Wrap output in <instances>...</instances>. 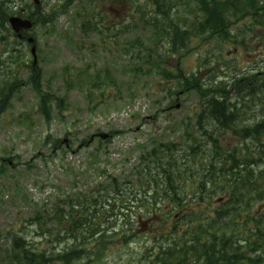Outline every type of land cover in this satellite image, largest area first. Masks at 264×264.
<instances>
[{
    "label": "rangeland",
    "instance_id": "rangeland-1",
    "mask_svg": "<svg viewBox=\"0 0 264 264\" xmlns=\"http://www.w3.org/2000/svg\"><path fill=\"white\" fill-rule=\"evenodd\" d=\"M42 1L46 21L38 23L31 33L38 70L34 79L39 84L38 91L50 97L48 122L39 111L40 94L28 81L30 71L25 65L31 61L29 46L13 38L0 43L1 58L6 59L5 67L0 69V82H9V72L15 70L14 78L21 84L12 93L8 107L0 111V264H17L11 255L22 254L12 247L14 235L36 253L79 246L86 249L78 259L63 264H145L158 245L165 246L166 242L163 238L158 241L152 223L140 215L149 203L139 201L134 209L126 207H130L128 201L133 200L134 194L139 199L142 189L147 187L145 193L150 194L152 183L146 186L145 176H163L164 167H159L158 161L162 159L164 163L163 158L173 157L179 171L176 184L182 207L172 204L165 209L161 204L165 212H155L168 219V224L187 228L191 218L186 211L198 213L200 218L194 216L193 220L201 221L222 207L218 198L228 200L225 178L203 184L204 195V188L199 189V181H209L208 165L212 163L217 169L220 155L234 150L244 157L250 151L249 158L261 160L250 164L258 173L264 169V155L260 153L264 135L259 141H243L233 131L218 129L199 119L204 99L195 92L179 93L175 98L173 81L161 79L156 67H152L158 58L148 55V62L144 61L152 30L141 21H123L125 16H133L136 4L129 8L117 2L99 1L92 6L86 0H72L63 13L58 5L64 0ZM132 1L145 7L147 0ZM177 3L181 16L174 21L190 26L196 19L194 5L189 0ZM0 6L11 10L7 2ZM111 6L119 13L127 11L116 17ZM18 7L17 3L14 9ZM94 10V20L103 27L99 31L81 28ZM117 23L126 28H116ZM250 25L248 19L233 25L236 44L196 39L190 42L192 51L179 64L184 74H195L206 89L236 73L256 69L254 64L264 57V22ZM1 34L7 37L8 33L1 29ZM160 54L166 68L177 65L176 57H169L162 50ZM105 74L110 77L108 85L94 91L87 89L89 76L102 78ZM58 99L62 100L61 110L56 107ZM228 100L237 110L239 127L264 119V94L249 97L233 92ZM109 132H116L109 142L90 139L97 133ZM112 179L120 184L119 196L111 191ZM140 179L143 183H138ZM108 191L112 193L106 201L103 197L96 198L99 202L93 201L96 194ZM69 203L74 214L85 222L75 235H66L67 224L64 220L58 224L56 218L67 215ZM178 212L181 214L174 219ZM36 213L45 215V225H36ZM138 215L140 221L136 220ZM252 217L261 221L264 231V195L250 202L249 208L239 205L233 217L236 225L226 227L234 230L232 242L239 252L252 258L260 256V264H264V245L259 250L250 245L259 242L249 233V229L254 230ZM127 221L131 222L128 229L122 225ZM123 234H127L124 240ZM99 236H104L105 244L100 247L103 249L99 257H95L91 253L98 248Z\"/></svg>",
    "mask_w": 264,
    "mask_h": 264
},
{
    "label": "trees",
    "instance_id": "trees-1",
    "mask_svg": "<svg viewBox=\"0 0 264 264\" xmlns=\"http://www.w3.org/2000/svg\"><path fill=\"white\" fill-rule=\"evenodd\" d=\"M158 1L159 0H155L156 3H158ZM190 2H194L198 6V12L201 16L200 21L196 22L194 26L190 25L187 29H182V27L175 23L171 18H168V16L163 18L167 20V23L160 26L162 27L161 31L166 33L165 36L163 35L164 37H162V39H166L168 49L171 53L177 54L185 47V45H187L188 42L193 41L197 37L204 36V41L209 39L221 41L229 40L230 24L246 20L247 18L249 19V15H253L254 19H256L255 17L258 13L261 11L264 13V3L261 4V0H190ZM159 4L160 6L163 5L161 2ZM262 19L264 20V18ZM191 50L192 49L189 48L188 51L190 52ZM147 52L150 53V50H147ZM159 73L161 78L165 80L177 78L167 71H161ZM35 74H37V71L33 72L31 82L38 91V84L33 79ZM190 80L191 81L184 82V87L196 89L195 85L198 81L194 77L190 78ZM88 82L90 83L88 88L92 91L93 89L98 88L99 85H102L103 87L108 85L110 77L107 74L102 78H99L98 76H89ZM14 83L15 82L8 84L5 80L0 82V108L3 107L5 100L9 97V93L15 86ZM196 90L199 94L202 92L200 95H206L208 106H205V109L209 111L207 115L210 119L206 121L216 124L218 129L231 130L233 131L234 136L243 141L248 138L249 140L259 141L264 135V121H260L254 125L239 127V120H231L232 115L226 113L227 107L223 103H220L221 101L217 100L212 94V91L222 93L220 89L208 88L204 91ZM49 98V94H43L40 95L39 99V111L46 121L49 118ZM56 101V107L61 110L62 107L60 106V102L62 100L58 99ZM215 148L218 149L217 147ZM260 153L264 155V149ZM216 154L217 151H215V155ZM239 154L238 151L233 150L230 154L220 155V165L218 166L219 168L217 167L218 169H214L212 164L208 165L207 171H211L208 176L210 182L201 180L199 184L200 190L204 188L202 191V194L204 195L205 186H203V184L209 183L211 185L215 182L216 178H225L224 182H226L228 188V200L224 202L222 208L215 209L213 211L214 216L205 219L201 218V221L193 220L194 216L200 218L198 213L186 211L191 218L187 228L177 227L178 225L176 224H168L165 221V218L161 223L153 224L154 232H157L158 235L157 238H163L166 245L163 246L164 244H159L154 255L146 264H189L194 260L196 262H201V264H239L241 262L247 264L262 263V258L260 256H256L255 258L249 256L248 258L246 252H239L237 247H234L233 245L235 242H232L235 240L234 230L226 227L228 225L231 227L232 225H236L233 217L236 216V211L239 205L246 204L248 200L250 204V202H255L264 195V186L259 185L261 187H257L256 179H250L251 170L249 169L248 173L247 171L240 169V166H245L248 161L246 160V157L242 158ZM250 156L251 154L249 151V157ZM163 159L166 160L164 163L162 162V159L158 161V166L164 167L163 176L157 174L158 177L152 179L145 176L146 186L152 183V186L149 188L150 195L146 197L147 194L145 192L148 189L146 187L145 190L142 189V194H140L139 199L142 202H147L149 204L154 200L142 213V216H144L145 219L152 218L151 215L155 214L156 209L163 211V206L165 204H169L170 206L174 204L177 207H182V204L180 203L181 198L179 197L178 192L179 187L176 184L179 172L176 169L175 161L172 156H170V159ZM251 162L252 159L249 158V165ZM253 162L255 163L256 161ZM214 174L216 177H214ZM140 182H142V179L138 180V183ZM247 182H249V195ZM111 184L113 185L110 187L111 191L119 196L120 186L113 180ZM112 192L108 191L106 193L104 192L105 194H96L94 198L92 197L93 201L99 202V200L96 199L99 197H103L106 201L108 199L107 195ZM198 193L199 191L196 194ZM185 195L188 196L187 194ZM193 196L195 195L193 194ZM161 204L163 206H160ZM157 206L158 208H156ZM64 216L66 217L63 219L59 216H56V218L59 222L58 224L62 222L61 220H64L67 224L68 227L64 230L66 235H75L77 228L82 227L85 224L83 220L74 214L72 205L70 206L67 215ZM35 220H39L38 215H36ZM250 221L254 223V230L252 231L249 229L250 236L257 237V240L259 241L257 244L251 242L250 245H255L259 250L264 245V231L261 230V221L255 217H252ZM218 222H222L223 224L217 225ZM122 225H125V223L123 222ZM38 226L40 227L41 224H38ZM125 235L127 234H123V240L125 239ZM96 242L98 248H96L91 254L95 257H99V254L103 249H100V247L105 244L104 236H99ZM12 247L21 251V255H17L13 252L12 256L14 260L22 264H52L55 262L63 264L78 259L82 252H86L85 248H80L79 246L58 252L38 251L36 253L26 248L23 240L20 239L19 236L13 237ZM249 250H252L251 247H249Z\"/></svg>",
    "mask_w": 264,
    "mask_h": 264
},
{
    "label": "flooded vegetation",
    "instance_id": "flooded-vegetation-1",
    "mask_svg": "<svg viewBox=\"0 0 264 264\" xmlns=\"http://www.w3.org/2000/svg\"><path fill=\"white\" fill-rule=\"evenodd\" d=\"M29 9H33V7H28V8H20L19 9V13L21 15H24V16H27L28 15V10ZM30 11V10H29ZM35 11H39V7H36L34 12H32L33 15H36L35 14ZM262 62V60H260V62L255 65V66H259V64ZM264 65V64H263ZM249 71L251 72V74H253L252 76L249 74V81H248V78H245V81L247 83V85H253L255 82H260V77H263L264 76V69H262V67H257L256 69L254 68H251L249 69Z\"/></svg>",
    "mask_w": 264,
    "mask_h": 264
},
{
    "label": "water",
    "instance_id": "water-1",
    "mask_svg": "<svg viewBox=\"0 0 264 264\" xmlns=\"http://www.w3.org/2000/svg\"><path fill=\"white\" fill-rule=\"evenodd\" d=\"M9 23L12 27V29L15 31V32H18L19 30L21 29H27L30 27V22L29 21H21L20 19L18 18H10L9 19ZM30 42H32L31 39H29ZM31 54L33 55L34 54V46L31 47V50H30ZM34 56V55H33ZM100 137L102 139H105L107 138V135L105 134H100Z\"/></svg>",
    "mask_w": 264,
    "mask_h": 264
}]
</instances>
